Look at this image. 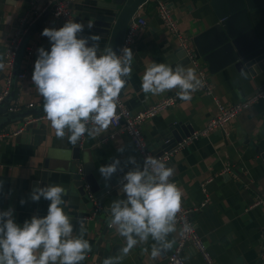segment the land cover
Here are the masks:
<instances>
[{
	"label": "crops",
	"instance_id": "0c3cea01",
	"mask_svg": "<svg viewBox=\"0 0 264 264\" xmlns=\"http://www.w3.org/2000/svg\"><path fill=\"white\" fill-rule=\"evenodd\" d=\"M110 1L72 0L75 20L84 25V30L80 33L82 37L99 34L88 28V21L102 10L100 5ZM157 1L170 8L171 16L178 24L179 34L189 40V46L198 58L197 62L206 71L213 95L199 89L191 94L190 100L180 99L170 108L141 123L143 138L148 149L155 155L164 141L169 140L170 127L174 124H184L194 135L218 113L219 105L226 107L249 99L258 92L264 93V72L251 76L246 70L238 73L222 69L212 74L207 63L197 54L192 38L214 22L210 0H148L138 9L146 19V26L136 34L129 47L133 51L132 73L119 97L131 113L143 110L178 91L174 89L159 95L143 93L141 78L146 65L157 62L165 63L173 69L177 65H183L185 69L194 68L179 48L178 38L168 31L160 18ZM42 6L43 0H0V63L4 65L0 68V88L5 86L4 53L13 31L22 18L26 19V23L32 22L24 35L17 58V70L24 71L25 77L16 81L11 91L13 95L9 96L8 106L17 101L20 105L18 112L44 103L32 81L38 49L51 48L49 38L42 35V32L45 27L58 29L64 25L44 13L41 16L48 17L34 30L33 26L41 16L32 21L33 11L40 10ZM250 21L258 36L264 38V0L261 8L250 13ZM30 28L33 30H29ZM99 35L101 39L98 54H101L107 46L108 36ZM28 37L31 38L26 42ZM91 43L93 42L89 40L90 45ZM27 48L30 56L26 54ZM4 101L0 106L5 104ZM20 127L22 131L14 134ZM73 146L67 135L64 139L55 136L45 113L32 115L31 119L28 115L26 120L3 126L0 129V211L13 208L14 219L21 225L33 215L46 216L50 201L41 198L34 202L30 198L31 193L36 187L61 185L67 193L63 196L67 203L62 207L74 225L75 236L79 234L78 221L88 216L92 210V202L87 197V192L90 191L86 189V194H81L69 178L63 175L65 170L73 167L78 171V167L83 168L84 164H92L91 162L97 169L118 158L129 171L134 167L126 164L130 156L143 164L129 135L124 131L114 130L111 126L95 138L87 133L81 138L79 160L71 157ZM120 147L124 148L123 152L118 151ZM168 151L172 153L166 164L175 170L170 181L176 183L181 190L182 202L193 207L206 199L205 206L195 211L192 219L195 230L207 246L213 261L216 264H258L264 230V203L256 204L258 200L264 202V96L257 98L226 123L224 129L215 128L197 135L189 141L187 139L182 145L177 143ZM75 162H79V166H75ZM107 184L104 181L100 187ZM119 187L120 184L99 195L96 200L101 208L97 215L84 220V239L90 242L91 251L80 264H102L106 251L112 252L108 257L122 255L121 249L125 246L126 239L119 235L116 226L109 224L111 203L116 199L126 198ZM22 199L24 204H21ZM178 237L177 229L168 239L177 241ZM153 243L155 242L151 237L147 242H139L118 264H166L167 256L175 244L172 249L162 251L159 257L153 259ZM145 248L148 249L147 252L143 251ZM182 256L186 264H204L191 245H187Z\"/></svg>",
	"mask_w": 264,
	"mask_h": 264
},
{
	"label": "clouds",
	"instance_id": "9594fccd",
	"mask_svg": "<svg viewBox=\"0 0 264 264\" xmlns=\"http://www.w3.org/2000/svg\"><path fill=\"white\" fill-rule=\"evenodd\" d=\"M88 28L94 27L88 21ZM84 25L69 20L60 28L43 29L49 38L50 50L38 49L32 81L43 98V111L55 136L76 145L87 133L95 138L110 126L117 109V102L132 73L133 51L123 47L121 54L108 46L99 52L101 36L80 37ZM89 40L93 43L89 44ZM0 63V68H3ZM141 90L145 94L159 95L178 89L177 96L184 101L203 87V80L195 68L177 65L175 69L165 63L146 65ZM123 152L124 148H118ZM118 158L99 168L107 183L120 169ZM126 164L132 167L120 180L119 191L126 198L116 199L110 205V226H116L126 239L119 257H106L103 264H118L139 243L152 244L151 257L156 259L162 251L172 249L175 239L170 234L177 231V214L181 210L182 192L170 181L174 168L165 161L146 156L143 164L134 156ZM122 170V169H120ZM2 186V185H0ZM61 185L36 187L31 200L50 201L46 216L33 215L23 224L16 223L14 209L0 211V264H80L91 251V244L84 239L83 219L78 221L79 234L73 235L74 225L65 213ZM25 201L22 199L21 204ZM192 225L182 224L180 235L191 231ZM147 252L148 249H143Z\"/></svg>",
	"mask_w": 264,
	"mask_h": 264
},
{
	"label": "water",
	"instance_id": "95a60500",
	"mask_svg": "<svg viewBox=\"0 0 264 264\" xmlns=\"http://www.w3.org/2000/svg\"><path fill=\"white\" fill-rule=\"evenodd\" d=\"M147 1L111 0L100 5L102 10L90 17L94 23L91 30L107 35L108 43L106 47L112 46L118 54L129 20ZM210 6L213 10L214 22L206 30L192 38L195 50L201 56L202 61L207 63L209 72L213 74L226 69L227 71L242 73L246 70L251 76L256 75L258 72H264V38L258 36L250 21V13L261 8L263 0H210ZM47 17H39L36 25L33 26L34 30ZM33 28L29 30L32 31ZM12 95L13 93L10 97ZM4 102L5 104L2 103L3 105L0 106V129L13 122L26 120L28 115L45 113L43 104L24 112H14L8 111L9 97ZM191 134L192 130L186 128L184 124H174L173 127H170L169 140L164 141L161 148L157 150L156 155L162 153V151L170 150ZM80 150L78 142L71 149L72 159L79 160ZM75 163V166H79V162ZM91 163L84 164L81 172L73 167L67 168L63 175L69 178L81 194H86L87 189L96 198L118 186L127 172L126 168L120 164L122 170L118 169V173L113 174L108 184L100 187V184L105 181L99 172L102 165L96 169L93 162ZM108 163L111 162L105 164ZM110 254L112 252L106 251L104 253L102 264Z\"/></svg>",
	"mask_w": 264,
	"mask_h": 264
},
{
	"label": "built area",
	"instance_id": "2783aa9c",
	"mask_svg": "<svg viewBox=\"0 0 264 264\" xmlns=\"http://www.w3.org/2000/svg\"><path fill=\"white\" fill-rule=\"evenodd\" d=\"M157 11L168 31L172 35L178 38L179 40L178 46L180 49H182L185 52V55L187 56L189 62L196 69L197 76L203 80L204 82L203 87L200 89H202L205 93L212 96L213 90L212 87L210 86V83L208 82L206 71L201 66V64L197 62L198 58L196 57V54L193 51V49L189 46V40L185 37H182L179 34L178 24L172 18L170 8L165 3L161 1H157ZM44 13L45 14L48 13V16H50L53 20L60 21L63 24L68 22L70 19L76 21L72 12V0H43L42 8L38 11H33L32 21H34L36 18H38ZM25 20H26L25 18L20 19L18 25L13 31L11 39L4 53L6 75H5V86L3 88H0V103L10 96L13 86L14 84H16V81L23 80L25 77L24 71L17 70L18 53L22 48L24 35L28 31V27H30L32 24V22L26 23ZM145 26H146V19L137 10L127 24L123 43L119 49L118 55L121 54V49L123 47H130L132 45L136 34L142 31L145 28ZM78 36L82 37L80 33L78 34ZM26 54L30 56V51L28 48L26 49ZM263 96H264L263 92H258L249 99L235 102L229 106L224 107L222 105H219L218 113L208 120L206 126L201 131L194 133V135L192 134L193 136L191 135L183 139L178 144L182 145L183 143L187 142V139L189 141L192 137H195L197 135L198 136L203 135L215 128L224 129L226 123H228L230 120L238 116L257 98ZM178 100H180V98L177 96V92H173L165 96L164 98H161L157 102L151 104L150 106H147L143 110H139L135 113H131L129 109L124 106V104L119 98L117 102L116 113L110 126L114 130L116 129L121 130L129 135L134 147L141 156L142 163L145 157L149 155L161 161L166 162L172 152L168 151L159 155H155L150 149H148L146 141L144 140L143 135L141 133L140 125L145 119L152 118L160 111L170 108ZM29 106L32 107V104H29ZM19 110H20V105L17 103V101L11 104L10 106H8V111L15 112ZM31 118L32 116H29V119ZM21 131H22V127L17 128L14 134H17ZM78 171L81 172L82 168L78 167ZM87 197L89 201L92 202V210L89 212L87 217L83 218V220L87 218L91 219L95 217L99 209L101 208V205L97 202L96 197L94 196L93 193L87 192ZM262 203L264 202L261 200H258L256 202V204H262ZM205 204H206V199L203 200L198 206H193V207L186 206L183 202H181V210L177 214V229L179 231V237L172 251L167 256L166 264H186L182 255L187 245H191L195 248L196 252L200 256L204 264H216L213 261L207 246L203 243L201 237L196 232L194 221L192 219V214L195 211H198L200 208L204 207ZM185 221L190 225H192V228L189 233H187L184 236H181L180 229ZM258 264H264V230L262 233V239L260 243Z\"/></svg>",
	"mask_w": 264,
	"mask_h": 264
},
{
	"label": "rangeland",
	"instance_id": "374dc122",
	"mask_svg": "<svg viewBox=\"0 0 264 264\" xmlns=\"http://www.w3.org/2000/svg\"><path fill=\"white\" fill-rule=\"evenodd\" d=\"M30 38H31V37L26 38V42H28Z\"/></svg>",
	"mask_w": 264,
	"mask_h": 264
}]
</instances>
